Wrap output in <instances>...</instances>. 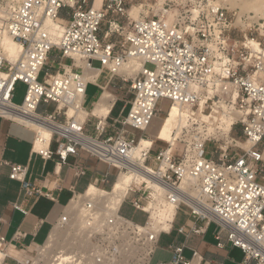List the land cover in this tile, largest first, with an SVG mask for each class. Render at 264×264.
Instances as JSON below:
<instances>
[{
  "label": "built area",
  "instance_id": "2783aa9c",
  "mask_svg": "<svg viewBox=\"0 0 264 264\" xmlns=\"http://www.w3.org/2000/svg\"><path fill=\"white\" fill-rule=\"evenodd\" d=\"M136 6L139 17L132 19ZM253 16L231 12L220 0H0V30L19 46L15 60L0 49V116L32 128L33 152L44 160L56 156L75 180L87 173L80 151L107 166L83 192L71 186L73 214L63 211L55 224L73 237L87 236L80 264H152L159 237L174 229L180 209L193 224L178 225V233L202 235L214 222L218 248L237 247L245 262L264 264V17ZM47 20L63 22L56 42ZM129 59L140 66L126 77L119 71ZM85 69L99 71L93 82L85 80ZM101 77L129 82L126 115L110 120L115 99L106 116L79 118L87 110V84L105 91L97 84ZM18 82L25 85L21 103L13 101ZM163 100L187 111L185 126L172 132L171 142L156 134L133 158L141 137H150L135 138L128 128L144 133ZM232 111L240 116L230 131L240 124L243 142L212 132ZM156 141L165 146L152 153ZM9 167L8 177L25 195L53 198L26 179V165ZM120 173L132 180L112 211L109 193ZM90 184L101 194L89 193ZM125 201L144 214L142 222L120 215ZM7 248L0 237V264ZM184 248L169 244L170 258L156 264L209 263L196 249L186 256Z\"/></svg>",
  "mask_w": 264,
  "mask_h": 264
},
{
  "label": "crops",
  "instance_id": "0c3cea01",
  "mask_svg": "<svg viewBox=\"0 0 264 264\" xmlns=\"http://www.w3.org/2000/svg\"><path fill=\"white\" fill-rule=\"evenodd\" d=\"M116 78L118 77L113 78L109 83L105 80L101 83L98 80L97 84L114 95L110 86H120L119 81H115ZM90 84L94 85L88 83L87 87ZM98 88V94L91 107L103 93L101 88ZM114 96L117 100L116 95ZM88 130L92 132L90 124ZM34 136L32 128L0 116V160L2 161L0 163V237L8 243L6 264H28L31 253L48 242L54 225L72 197L71 186H74L75 191L83 192L93 174L105 172L98 170L99 163L102 162L90 157L86 151H80L78 156L86 165L87 173L75 180L72 169L68 165L59 164L56 156L44 160L33 152ZM73 160L74 157L70 156L69 161ZM9 163L26 165V179L42 192H49L53 198L38 194L25 195L21 183L8 177ZM85 177L88 179L86 180ZM15 206H19L20 209ZM181 210L179 224H175L174 229L159 237L158 245L152 255V260L155 258L156 262L152 264L170 258L168 246L171 243L184 244L186 256H190L191 249H196L209 261L208 264H256L255 260L245 262L244 253L237 247L227 244L224 248H218L214 238L217 225L214 222L207 226L202 235L184 236L178 233L175 230L178 225L193 224V220L186 216V211ZM164 235L168 241L160 244Z\"/></svg>",
  "mask_w": 264,
  "mask_h": 264
},
{
  "label": "bare ground",
  "instance_id": "6f19581e",
  "mask_svg": "<svg viewBox=\"0 0 264 264\" xmlns=\"http://www.w3.org/2000/svg\"><path fill=\"white\" fill-rule=\"evenodd\" d=\"M99 0H96V3H98ZM224 5H229V7H237L242 12H253L256 17H264V0H220ZM138 12V7H132ZM131 13V12H130ZM137 19L138 17H134ZM254 18V17H253ZM46 26L48 28V31L50 34H52L54 41L56 42L58 39V36L60 35V32L62 31V25L59 24L56 21L47 20ZM0 49L3 50L5 53V56L10 60H15L19 55V46L18 44L4 32L3 30H0ZM140 66V63L135 59H129V61L120 69L119 73L124 74L126 77L133 76L136 69H138ZM99 71H90V70H84L83 76L85 80L89 82H93L95 77L98 76ZM115 99V96L111 94L109 91H104L102 95L99 97V99L93 104V106L90 108V110H84L83 112L79 113V118H84L86 115V112L89 114H93L95 116L104 117L106 116L112 107V103ZM187 111L185 109L180 108L178 105L173 104L171 105L168 110L166 111L165 116L163 117L162 124L158 130V137L159 139H162L164 141L171 142L173 139L172 132H175L176 134L179 132L180 128L185 126L187 121ZM240 116V113L238 111H232L229 112V115H225L221 119V124L219 127V130H212L215 137H218L219 135H224V137H228L231 125L234 123L236 119ZM35 127V126H34ZM37 128V127H36ZM44 136L48 137V131H43ZM218 134V135H217ZM152 144V141L150 138L141 137L139 140V143L133 147L131 150V156L133 158H136L141 155V153L146 150L148 147H150ZM242 147H247V144L241 143ZM131 177L128 174L120 173L118 178L113 182L112 185V191L109 193V206L112 211H115L117 207L119 206L123 196L124 192L126 190V187L131 182ZM88 192L92 193L94 195L101 194V191L99 188L94 186L93 184H90L88 188ZM104 194V193H102ZM74 206L73 201H71L68 206L65 208L63 216L67 214H73ZM58 227L57 225L54 226V229L50 235V238L48 240H56L58 236ZM72 229H74L76 232L79 230V225H73ZM79 244L81 247L84 248L83 253L85 251V248L87 246V238L83 239L80 238ZM47 247V246H46ZM45 247V248H46ZM54 248V247H52ZM61 248V247H59ZM56 251V254L53 255L50 264H80V254L82 251L76 253V254H69L70 252L59 249ZM2 252H0V256ZM78 254V255H77ZM77 255V256H76ZM81 255H83L81 253ZM74 256H76L74 258Z\"/></svg>",
  "mask_w": 264,
  "mask_h": 264
},
{
  "label": "rangeland",
  "instance_id": "374dc122",
  "mask_svg": "<svg viewBox=\"0 0 264 264\" xmlns=\"http://www.w3.org/2000/svg\"><path fill=\"white\" fill-rule=\"evenodd\" d=\"M225 6L231 12H235V13H239V14L248 13L250 15H254L253 16L254 19L261 18L260 16L256 17V15L253 12H250V13L249 12H242L237 7L233 8L231 6L229 7V5H225ZM130 14H131L130 16H131L132 19H135L134 17H139V14H138L137 10H135L134 8L131 9V13ZM56 22H58L59 24L63 25V22L60 21V20L56 21ZM104 26L105 25L103 24V27H102L103 29H105ZM53 56H54V52L51 53L50 58H52ZM64 62L68 63L69 60L65 59ZM93 65H98V63L93 61ZM53 67L54 68H52L50 70V72H52V73L56 69V66H53ZM147 67L148 68H152L150 65H147ZM40 79H42V76H40ZM103 81H104L103 77H101L99 79V82L103 83ZM115 81L116 82L119 81L120 87L110 86L111 92H113L114 95H116V97H117L115 105H114V107H113V109L111 111V115H110V120L111 121L114 118H120V117L126 115V113L128 111V105L126 104V101L130 97V95L127 92V87H128L129 82L127 81V82H122L121 83L118 78H116ZM15 89L16 90L14 92L13 101L15 103H21L22 100H23V97H24V93H25V85L23 83H21V82H18L16 84V88ZM98 91H99V88L97 86H95V85H92V84H90L86 88V107H87V110L91 107L92 102L94 101V99L96 98V95L98 94ZM168 105H169V101L168 100H163L161 102V105H160L161 106V111L151 119V121H150V123H149V125H148V127H147V129L145 130L144 133H142L139 130L132 129V128H128V131L131 132L132 134H134L135 138H138L141 135H145V136L150 137V139H154L156 134L158 133V130H159L161 124H162L163 117L165 116V113L167 111ZM53 108H54V104L53 103H49L46 106V111L51 112L53 110ZM116 126H120V124H116ZM240 130H241L240 124L234 125L232 127L231 132L229 133V136L238 139L240 142H243V137L242 136H241V138H238V136L241 135L240 134ZM222 137L223 138H227V137H224V135H219L217 138H222ZM164 146H165V144L163 142L156 141L154 143L153 148H152L151 151H152V153H155L157 150H159L160 148H162ZM106 169H107V166L104 163H99L98 170L106 171ZM110 173L114 175L116 173V169L110 168ZM85 179L87 180L88 177H85ZM181 212H182V210L180 209L179 215L176 218V223L175 224H179ZM119 213L123 217L129 218V219H133V220H135L137 222H142L144 217H145L143 213L134 210L132 208V206L129 204L128 201H125L122 204V206H121V208L119 210ZM66 230L67 229H65V230L64 229L63 230H59L58 229V236H57L56 240H51V241L47 242L46 244H44L43 246L37 248L35 251H33L31 253L30 260H29L28 264H50L53 255L56 254V251H58L59 247H61V248L64 247L65 249L64 248H62V249L70 252L69 254H71V255L73 253H75V252L78 253L80 251H82V253H83L84 248L81 247V245L79 244V241H80L81 237L83 239H85V238H87V236L85 234H83V235H75L73 237L72 233L71 232L70 233L66 232ZM74 234H77V233L74 232ZM167 241H168V238L164 235L161 238L160 244H165ZM52 247H54V248H52ZM61 248H59V249H61ZM155 260L156 259L154 258L152 260V263H155L156 262Z\"/></svg>",
  "mask_w": 264,
  "mask_h": 264
}]
</instances>
